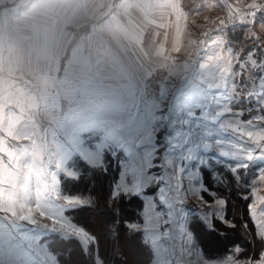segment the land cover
Listing matches in <instances>:
<instances>
[{
	"label": "snow or ice",
	"instance_id": "6c2138e0",
	"mask_svg": "<svg viewBox=\"0 0 264 264\" xmlns=\"http://www.w3.org/2000/svg\"><path fill=\"white\" fill-rule=\"evenodd\" d=\"M227 7L235 30L236 23L255 22L264 0L235 10L236 23ZM226 27L220 20L217 31ZM197 43L195 57L178 64L162 44L153 47V38L127 89L98 111L73 115L0 103V264H128L115 244L121 235L115 206L133 197L142 210L123 221L124 235L139 241L148 264H264V220L254 204L252 247L233 244L222 253H211L212 241L201 233L217 234L214 220L235 227L223 215L226 201L216 198V211L198 216L186 207L190 198L209 204L203 193L216 197L201 175L215 161L202 153H213L237 182L240 169L264 161V49L255 45L242 59L231 47L222 54V38L210 32L189 42ZM180 50L174 42L172 51ZM113 159L119 171L102 203L63 194L60 175L75 179L81 168L104 174ZM212 175L225 182L218 171ZM258 180L264 183V167ZM85 213L95 221L82 219ZM101 239L114 242L110 252H101Z\"/></svg>",
	"mask_w": 264,
	"mask_h": 264
},
{
	"label": "crops",
	"instance_id": "0c3cea01",
	"mask_svg": "<svg viewBox=\"0 0 264 264\" xmlns=\"http://www.w3.org/2000/svg\"><path fill=\"white\" fill-rule=\"evenodd\" d=\"M192 17L181 0H0V75L12 51L17 60L61 61L64 44L71 74L77 82L85 77L76 82V97L82 89L88 99L110 101L127 89L153 38V47L162 44L178 64L185 61L183 33ZM174 42L179 52L172 51ZM28 71L39 73L35 64Z\"/></svg>",
	"mask_w": 264,
	"mask_h": 264
},
{
	"label": "rangeland",
	"instance_id": "374dc122",
	"mask_svg": "<svg viewBox=\"0 0 264 264\" xmlns=\"http://www.w3.org/2000/svg\"><path fill=\"white\" fill-rule=\"evenodd\" d=\"M181 2L185 8L191 11L193 16L191 18V23L183 33V39L185 43L183 56L186 58L185 61L188 60L190 56L194 58L197 49L200 47L199 43L190 45L189 42H198L204 39L205 32H210L213 37L219 36L222 38V54L228 47H231L233 54L239 53V56L242 59L255 45H259L260 48L264 49V22L261 20V17L264 16V12H258L256 15V20L252 24L240 25L236 23L235 10L239 9L241 13L249 11L247 5L251 4L253 0H181ZM256 2L260 3L261 0H256ZM195 5H200L198 6L200 7L199 9L203 10L197 11V8L195 11ZM227 5H231L233 9V23H236L235 30H233L232 25L228 22L229 10ZM246 19L251 18L246 17ZM220 20H225L227 25V27L222 32L217 31ZM253 36L255 39H253ZM62 47L63 58L61 61L59 59H34L22 61L17 60L14 57L12 58L13 51L9 53L10 57L8 60V68L5 71V75H0V81H2L1 83L3 84L2 89H0V103H2L5 107L11 106L12 108L37 107L42 112L54 108L58 113L75 115L81 112L101 110L117 98H110V101H108L104 100V98L99 95V97H94V99H88L86 92H82V89H79L81 92H77L78 97H76V92L73 91L76 89L77 79L71 74L72 72L68 53H66V56H64V47H66V45L63 44ZM68 47L69 44L67 45V48ZM34 64L36 70H39L37 75L29 74L28 71V68L34 66ZM238 67V63L233 61L234 70ZM33 70L35 69H32V72ZM82 79H85V77H78L77 83L80 84ZM89 95L92 94L88 93V96ZM116 96H118V94ZM240 107H243V105ZM250 115V113L245 112L241 119L243 121H247ZM245 139L247 138L245 137ZM10 142L13 144L17 143L15 141ZM19 143L26 144L28 142L20 141ZM202 155H205L206 158L215 161L212 163L211 169H208L214 185H217V183L222 185L226 184L225 182L227 180L225 178L224 183H219L213 179L212 175V170H215L218 171L222 177H224L223 173L219 171V167L226 166L221 165L220 162L216 160V157L213 153H202ZM108 167H112L113 172L115 170H119L115 159L111 161ZM261 167H264V161L257 160L252 162L248 169L240 170L245 171V175L250 176V180L247 178L245 179L248 183H243V187H245V190L248 193L246 196L251 199V204L254 202L257 216L264 220V201L257 200V197H264V183L259 182L258 180ZM92 171L93 170L91 169L85 170L81 168L80 175L75 179H80L86 176L91 179L93 178V175L90 173ZM201 175L203 182L207 187H209V182H207L208 179L205 178L204 171H202ZM254 177L257 178L255 183V192L253 190ZM59 180L63 194L70 195L64 192L65 190L63 185L65 181L74 179L60 175ZM209 189L211 192L216 193V197H213L208 193L202 194L204 200L208 201L209 204L203 205L196 198H190L187 201L186 207L193 210V216H198L199 214L205 212L213 213L217 209V206L214 204V200L216 198H221L226 201V205L223 208V215L225 219L228 220V218H226L227 208H229L228 199L225 196H221L219 193H217V191L212 190L210 187ZM36 216L37 219H40L43 222L51 223V221H46L44 218L40 217L38 213H36ZM215 221L219 220H214V223ZM231 228L233 229V227ZM226 229L227 228H225V230ZM236 231L239 235V228H237ZM229 235L230 236H227V239L232 237L231 234Z\"/></svg>",
	"mask_w": 264,
	"mask_h": 264
},
{
	"label": "trees",
	"instance_id": "16d2710c",
	"mask_svg": "<svg viewBox=\"0 0 264 264\" xmlns=\"http://www.w3.org/2000/svg\"><path fill=\"white\" fill-rule=\"evenodd\" d=\"M119 170L112 171V167H108L107 172L104 174H97L94 171L90 172L93 178L88 176L82 177L80 179L67 180L64 182L63 188L64 192L70 195L81 194V195H91L98 202H103L109 193V182L112 177L117 176ZM219 171L223 173L224 178L227 180L224 184L214 185L210 172L208 169L204 170L205 178L208 179L209 187L212 190L217 191L221 196H225L228 199L229 208H227V215L229 221L235 224L233 229L220 221H215L218 225V233L222 234H212L208 236L206 232H202L201 235L205 240L211 239L212 244L209 248L211 253L224 252L225 249L233 244H239L245 248H251L253 245V233L254 226L252 219L249 214V205L251 204V199H244L248 194L243 187V183L246 182V178L250 180V176L245 175V171L240 170V181L237 182L233 179V173L230 172L228 167H219ZM242 182V183H241ZM142 200L136 197L130 199H124L118 201L115 210L118 212V218L121 221L120 225V239L115 242L116 247L122 250L128 258V264H148V255L146 251L140 246L139 241L130 236L124 235L123 221L128 219H134L137 217L138 213L142 210ZM102 211H106L102 209ZM111 218V217H109ZM82 219H89L90 221H95V216H89L85 213ZM248 224V230H245L243 225ZM225 228H227L225 230ZM237 228L240 230V234H237ZM227 239V236H230ZM238 239V240H237ZM240 239V240H239ZM113 241L109 239L100 240V250L101 252L111 251L113 247Z\"/></svg>",
	"mask_w": 264,
	"mask_h": 264
},
{
	"label": "built area",
	"instance_id": "2783aa9c",
	"mask_svg": "<svg viewBox=\"0 0 264 264\" xmlns=\"http://www.w3.org/2000/svg\"><path fill=\"white\" fill-rule=\"evenodd\" d=\"M252 204H254V202Z\"/></svg>",
	"mask_w": 264,
	"mask_h": 264
}]
</instances>
